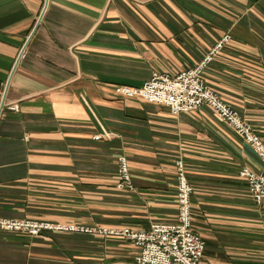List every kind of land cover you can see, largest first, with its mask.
Returning a JSON list of instances; mask_svg holds the SVG:
<instances>
[{"label": "crops", "instance_id": "obj_1", "mask_svg": "<svg viewBox=\"0 0 264 264\" xmlns=\"http://www.w3.org/2000/svg\"><path fill=\"white\" fill-rule=\"evenodd\" d=\"M226 34L203 80L264 139V0H0V218L172 222L182 160L201 264H264V200L239 176L263 171L254 150L208 105L174 115L114 91L194 67ZM121 155L130 191L116 187ZM136 253L120 237L0 231V264H134Z\"/></svg>", "mask_w": 264, "mask_h": 264}, {"label": "built area", "instance_id": "obj_2", "mask_svg": "<svg viewBox=\"0 0 264 264\" xmlns=\"http://www.w3.org/2000/svg\"><path fill=\"white\" fill-rule=\"evenodd\" d=\"M228 34L219 39L211 51L192 68L170 76L153 72L150 79L139 87L115 86L114 91L126 98H137L149 103L162 104L174 114L187 113L208 105L218 117L227 123L258 155L262 172L242 168L243 178L255 204L264 200V139L251 124L228 106L203 80L206 67L229 41ZM12 109H17L16 105ZM99 136H95L98 139ZM176 218L172 222L153 223L148 229L128 227L83 226L77 224H51L30 219L0 218V231L25 232L39 235L43 230L54 229L68 232L98 234L120 237L131 241L137 249L134 264H201L205 242L193 226L191 194L193 187L187 179L186 166L182 160L175 165ZM117 189L133 190L127 158L118 157Z\"/></svg>", "mask_w": 264, "mask_h": 264}, {"label": "rangeland", "instance_id": "obj_3", "mask_svg": "<svg viewBox=\"0 0 264 264\" xmlns=\"http://www.w3.org/2000/svg\"><path fill=\"white\" fill-rule=\"evenodd\" d=\"M12 107V106H11ZM30 220H33V219H30ZM35 221H41V220H35ZM44 222H47V221H44ZM48 223H50V222H48ZM51 224H53V223H51ZM56 225V224H55ZM63 225V224H62ZM48 230H54V229H48ZM48 230H43L39 235H35V236H40V235H42V233L44 232V231H48ZM57 231H63V230H57ZM10 232V231H9ZM16 233H20V234H24V235H26V236H32V235H29V234H27V233H25V232H17V231H15ZM64 232H68V231H64ZM80 233V232H79Z\"/></svg>", "mask_w": 264, "mask_h": 264}, {"label": "water", "instance_id": "obj_4", "mask_svg": "<svg viewBox=\"0 0 264 264\" xmlns=\"http://www.w3.org/2000/svg\"><path fill=\"white\" fill-rule=\"evenodd\" d=\"M3 102H4V97H3L2 101H1L0 109H1V107L3 105Z\"/></svg>", "mask_w": 264, "mask_h": 264}]
</instances>
